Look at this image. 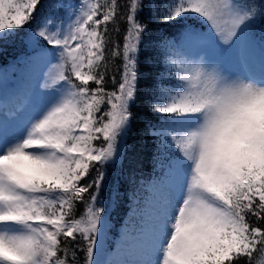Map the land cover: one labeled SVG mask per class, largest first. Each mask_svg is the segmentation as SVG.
Instances as JSON below:
<instances>
[{"label": "snow or ice", "instance_id": "1", "mask_svg": "<svg viewBox=\"0 0 264 264\" xmlns=\"http://www.w3.org/2000/svg\"><path fill=\"white\" fill-rule=\"evenodd\" d=\"M45 7L0 0V38L23 33L48 58L50 89L16 127L0 125V264H104L105 169L131 131L142 50L153 40L165 68L143 94L174 159L140 229L138 258L109 264H264V72L234 74L194 58L197 49L245 46L264 0ZM121 20L122 44L111 35ZM174 27L178 41L169 40ZM190 49L194 56L181 54ZM117 59L120 78L108 90Z\"/></svg>", "mask_w": 264, "mask_h": 264}, {"label": "trees", "instance_id": "2", "mask_svg": "<svg viewBox=\"0 0 264 264\" xmlns=\"http://www.w3.org/2000/svg\"><path fill=\"white\" fill-rule=\"evenodd\" d=\"M64 1L66 0H42L46 6L42 11H48V6L59 8V5ZM118 3L123 6L126 0H118ZM59 16L63 20L66 18L64 11L59 12ZM144 18L147 22V13H145ZM125 26L123 20L119 21L120 32L118 34L111 33L113 40L123 43ZM253 26L257 31L263 30L264 20L258 18ZM109 28H112L111 24ZM161 31L164 30L161 29ZM180 32L179 27L170 29L169 40L178 41ZM26 38L23 33L18 37L0 38V55L13 51L18 54L15 57H20L19 53L29 52L31 42ZM181 54L183 55L182 52ZM120 64L121 61L117 59L114 66H109L110 71L105 82V87L108 90L115 88L111 80L112 75H115L119 81L120 76L116 69L119 68ZM164 68V57L156 50L154 40L150 41L142 50L140 64L141 95L132 108L135 119L131 131L121 142L120 157L114 164L105 169L107 176L100 200L107 207L105 220L110 222L111 229L120 223H126V219L130 223L133 222L132 228L139 225L137 223L141 214V207L145 205L146 198L149 196L147 184H162L168 178L169 163L174 158V149L169 146L162 135H156V131L159 130L158 118L149 111L148 98L143 94L155 86L156 78ZM91 86L95 87L94 84ZM160 119L162 120L163 117ZM150 124L155 125V130L148 127Z\"/></svg>", "mask_w": 264, "mask_h": 264}, {"label": "rangeland", "instance_id": "3", "mask_svg": "<svg viewBox=\"0 0 264 264\" xmlns=\"http://www.w3.org/2000/svg\"><path fill=\"white\" fill-rule=\"evenodd\" d=\"M77 3V0H66L62 4L71 5ZM49 9V6L47 7ZM70 11V9H66ZM67 24V18L64 20ZM59 24L61 21L56 20ZM27 39V38H26ZM264 29L257 31L254 26L250 29L249 42L240 48L231 49L227 52L220 53L212 47L197 49L198 55H195V50H184L183 54L194 56H204L209 61H214L222 64L228 71L234 74H245L248 70L259 76L264 72ZM31 50L24 54L10 51L0 55V125H5L7 128L16 127L20 121L27 116L39 102L42 94L50 92V89L44 88L46 72L48 68V58L34 49L31 43ZM258 50V51H256ZM14 88V90H13ZM19 96L18 106L12 109V112L5 111L10 97L12 95ZM16 101L13 100L12 104ZM26 105L24 109L21 106ZM18 113V120H8L5 116ZM174 159V158H173ZM168 178L162 184L148 183L147 189L149 196L146 198L145 205L141 207V214L137 226L131 227L130 221L120 223L111 229L110 222H107V230L102 236L103 251L98 254L99 259L104 261V264L120 260L137 259L136 251L140 244V229L147 221L152 213L156 203L163 196L167 188ZM133 216V214H131ZM136 217V216H135ZM111 230V231H110Z\"/></svg>", "mask_w": 264, "mask_h": 264}, {"label": "bare ground", "instance_id": "4", "mask_svg": "<svg viewBox=\"0 0 264 264\" xmlns=\"http://www.w3.org/2000/svg\"><path fill=\"white\" fill-rule=\"evenodd\" d=\"M13 90H14V88H13ZM19 96L21 97V94H20V93H18L17 96H16L15 93H14V95H12V96L10 97V99H9V101H8V103H7V105H6V107H4V110H5V111H10V112H12V109H13L14 107H15V109H16L17 107H19V106H18V101H17V99L19 98ZM15 99H16L15 103L12 104V101L15 100ZM18 100H19V99H18ZM21 107H22V109H24V108L26 107V105L23 104V106H21ZM5 117H6V119H8V120H18V113L16 112V113L13 114V115L5 116Z\"/></svg>", "mask_w": 264, "mask_h": 264}]
</instances>
